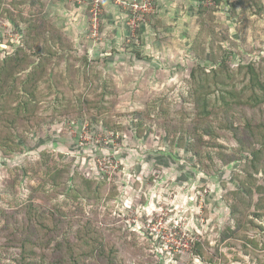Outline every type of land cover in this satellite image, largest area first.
I'll return each instance as SVG.
<instances>
[{
	"label": "rangeland",
	"instance_id": "374dc122",
	"mask_svg": "<svg viewBox=\"0 0 264 264\" xmlns=\"http://www.w3.org/2000/svg\"><path fill=\"white\" fill-rule=\"evenodd\" d=\"M217 1L1 2L0 90H12L14 99L21 100L17 90L23 86L12 80H22L38 66L37 49L47 45L63 51L45 62L69 95H59L52 79L40 92L32 86V105L43 111L30 123L38 120L39 125L20 127L27 131L16 143L20 152L0 150V264H14L16 257L6 252L10 234L3 235L1 228L30 201L42 204L34 196L48 189L44 174L67 165L101 181V198L94 205L82 202L80 209L78 202L60 195L52 196L51 203L98 219L94 222L108 230V235L102 230L104 237L124 259L137 264H264V192L248 199L247 208L233 194L243 172L255 175L256 186L264 185L262 173L255 174L248 153L239 148L240 141L246 149L257 147L264 101L249 100L248 78L244 69L238 70L253 63L264 84V0ZM24 58L35 62L27 70L20 61ZM218 65L243 93L216 113L186 118L196 123L192 147H171L155 126L135 136L129 119L137 111L152 121L160 107L180 113V119L187 114L184 109L197 114L193 107L202 90H194L190 74L196 70L197 78L207 77L211 84ZM78 95L88 99L85 106L100 110L99 122L75 118ZM104 117L123 125L118 135L103 126ZM233 205L239 210L241 237L225 239V228L235 226Z\"/></svg>",
	"mask_w": 264,
	"mask_h": 264
},
{
	"label": "trees",
	"instance_id": "16d2710c",
	"mask_svg": "<svg viewBox=\"0 0 264 264\" xmlns=\"http://www.w3.org/2000/svg\"><path fill=\"white\" fill-rule=\"evenodd\" d=\"M2 1L0 0V5ZM216 2L218 1L216 0ZM201 13L203 14L205 11L203 10ZM37 51H40L37 54L41 60L40 64L33 66L35 62L32 60L27 58L20 60L23 70H27L30 66H33L32 70L22 80L17 79L18 81H16L14 78L12 80V83L16 87L19 85L23 86V89L17 90V95L21 100L14 99L12 90H6V94L0 90V150L4 154H11L15 151L20 152L16 143L20 139L24 140L23 136L27 133V131L22 132L23 130H20V127H23L27 122H29L30 128L39 125L38 120L30 123L43 111L42 107L32 105V91H30L32 90V86L35 91L40 92L41 87H44L52 79L56 81V89L59 95L63 94L65 96L68 94L63 91L62 81L57 76V73L48 69L47 65L50 63L45 62L47 58L53 57L54 53L57 54L61 50L59 48H49L46 45L45 49L39 48ZM12 59L9 58L3 62H11ZM223 64L228 67L226 61ZM220 65L211 71V84L208 83L207 77L203 78L201 75L197 78L195 74L196 70L190 74L194 90L198 88L202 90V94L197 98V105L193 107L194 110L198 111L197 114L193 110L184 109L183 112L187 114L180 119L178 117L181 115L180 113L160 107L155 116L154 112L152 113V116L156 117V120L152 121L147 114L137 111L129 119L135 136L139 139L155 126L162 130L166 136V141L171 147H181L183 150H186V148L188 150L189 146L192 147L198 136L195 127L196 123L194 121L188 123L186 118L188 116L200 117L203 113L207 115L216 113L223 108L220 106H225L228 99V103L234 102L235 104L239 99V95L243 93L242 87L241 91L235 89L234 78L219 72L221 69ZM56 68H59L58 65ZM242 69L245 70V77L246 79L248 78L250 85L248 87L251 92L249 100L253 104L257 101H264V84L260 81L259 74L254 70V64L248 63L247 65L238 67V70ZM1 87L0 80V89ZM211 87L213 89H211L210 93L208 92L210 97H207V89ZM258 92H261V98L258 96ZM68 95L66 98H68ZM74 99L77 100L80 106V110L77 111L75 117L77 120L86 117L87 120L94 119L99 122L97 117L101 112L97 107L89 108L88 105L85 106L83 102H86L88 99H83L81 95L75 96ZM210 108L213 110L211 111ZM146 110L150 111L154 110V108ZM24 111H27V113L23 114ZM162 114H166V120L162 119ZM55 118L52 117V120ZM104 118L100 119L103 126L109 132L118 135L123 125L112 122L110 117ZM259 127L261 134L260 139H258L259 141L257 140V147L246 149L248 145L240 141L239 148L248 153L247 158L250 160L255 174L261 172L264 180V123H259ZM248 129L249 132L252 130L251 125L248 126ZM241 149H238V151L242 152ZM243 174L244 176L241 175L237 179L239 188L233 194L236 200L240 199L245 204L244 207L247 208L248 199H252L254 194L261 195L264 192V185L256 186L255 175L252 177L251 173L243 172ZM44 176L46 178L44 182L48 185V189L43 194L39 193L34 196L35 200H41L42 204L30 201L29 205H25L22 208V214L18 213L13 216V220L11 222L7 221L6 223L8 224L1 228L3 235L7 236L10 234L4 248L6 252L16 254V257L13 259L14 264H137L136 262L124 259L115 244L104 237L106 235L102 233V230L107 235L108 230L99 228L98 224L94 222H98V219L81 217L80 212L74 214L71 211H64L56 203H51L53 200L52 196L60 195L65 199L78 202L77 208L80 207L82 202L94 205L103 193L102 185H100L101 181L97 182L96 180L81 176L76 171H72L70 165L61 168L53 166L46 171ZM236 212H239V210H235V205H233L232 216L235 226L233 228L231 226L225 228L222 232L225 233V239L232 236L236 238L241 237L239 231L242 222L239 218L235 217ZM10 224L14 227L8 228ZM51 243L54 244L50 250ZM127 261H130V263ZM209 264H212V262L209 261Z\"/></svg>",
	"mask_w": 264,
	"mask_h": 264
}]
</instances>
